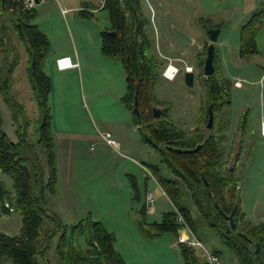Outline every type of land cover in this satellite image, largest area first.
Listing matches in <instances>:
<instances>
[{"label": "rangeland", "instance_id": "374dc122", "mask_svg": "<svg viewBox=\"0 0 264 264\" xmlns=\"http://www.w3.org/2000/svg\"><path fill=\"white\" fill-rule=\"evenodd\" d=\"M38 1L33 7L35 15L30 23L38 27L50 48L42 69L51 83L48 104L54 165L58 174L69 169L68 181L65 180L68 187H74L73 176L79 180L87 179L89 186L84 193H79V188H75L74 193L67 195L64 190H60V193L55 187L57 202L64 203V208L67 209L63 210L61 206L55 209L63 219L61 223L74 225L90 214L92 221H99L114 235L115 251L125 264H181L175 240L161 237L148 241V245H144L147 247H143L145 243L140 240L136 211L144 203V193L151 194L153 199V207L146 208V225L159 223L164 214L174 211L151 177L148 167L155 166L159 173L166 176L170 174L162 168L159 155L140 141L131 116L123 112L119 105V94L125 92L121 68H107L100 49L102 32H111L106 12L99 10L89 19L80 16V12L90 14L91 10L88 8L98 7L99 0H94L93 4V0ZM138 9L146 21L143 32L150 40L149 56L156 61L161 71L166 63L162 57L173 59V66L179 71L171 80H164L160 75L153 88L154 100L159 106L166 107L164 119L184 132L195 129L200 121L203 102L200 87L203 81L202 65L205 49L209 44L207 32L210 29L219 31L213 45L216 59L214 65L216 75L227 85L230 97V104L225 109L228 121L226 151L232 135L244 123L243 146L251 148L253 157L247 167L245 164V171L237 167L235 175L239 171L241 185L242 181H248L246 176H254L255 180H261L264 184V139L259 135L260 117L264 120V17L261 18V28L255 35V55L239 59L237 33L239 26L254 12L264 9V0H138ZM6 17L5 14L0 15V25L9 23ZM8 31L9 40L5 43L10 45L11 42L14 46L18 62L8 80L2 78V72L0 74V118L3 133L9 141L15 143L14 132L17 128L12 125L9 109L3 101L4 91L2 93L1 90L4 80L8 87L4 89L10 100L25 109L27 117L18 124L22 130L26 128L27 137L31 140L36 115L25 76L26 55L12 30ZM176 33L185 36L189 42L180 39ZM65 56L72 58V63L78 64L80 68L74 66L68 68L73 71L59 73L55 68V59ZM3 62L4 58L0 55V71ZM185 66L193 70L191 88L183 83ZM235 82L239 83V88L234 87ZM116 88L119 92H115ZM200 128L205 129L204 125ZM106 135L115 146L111 147L104 142L102 137ZM237 142L238 136L233 142L234 153ZM35 149L38 148L35 146ZM38 157L43 163L40 153ZM132 181L140 198L137 203L131 201ZM0 184L12 192L11 181L1 173ZM77 191L80 197H76ZM73 194L74 198H68ZM263 195L264 191L262 197ZM239 198L241 203L240 193ZM54 200H48L49 208L53 207ZM190 204L185 202L190 212L194 240L207 250L217 252L219 264H238L229 250L206 227L205 219ZM82 211L83 216H80ZM19 227L20 219L17 214L0 216L2 233L16 235ZM182 235L189 242L193 241L192 236L189 237L183 228L179 230L177 237ZM80 245L83 249L84 244L81 242ZM53 258L50 249L49 260L52 264Z\"/></svg>", "mask_w": 264, "mask_h": 264}, {"label": "trees", "instance_id": "16d2710c", "mask_svg": "<svg viewBox=\"0 0 264 264\" xmlns=\"http://www.w3.org/2000/svg\"><path fill=\"white\" fill-rule=\"evenodd\" d=\"M100 10L106 12L109 30L115 33V37L111 38L106 35L107 32H102L101 53L105 58L119 62L125 77L126 91L121 103L131 116L140 141L159 155L162 168L170 174L166 176L159 173L157 167H148L151 177L174 211L164 214L159 223L146 225V208L153 207V199L150 207L146 200L149 193H144V203L136 211L140 239L152 242L168 237L176 241L181 264H202L201 258L197 256V248L185 246L177 237L182 228L193 234L190 212L185 205L187 201L201 214L206 227L229 250L238 264H264V226H254L245 219L240 208L239 171L235 175L244 149V123L232 135L226 151L228 121L225 109L230 104V97L227 85L216 75L215 57L212 62L214 75L203 78L200 84L203 93L200 121L195 129L184 132L164 119L166 107L159 106L154 100L153 88L163 70L149 56L150 40L143 32L146 21L139 13L138 0H103ZM3 14L7 16L9 23L0 25V55L4 58L0 74L2 72V78L8 80L18 62L16 49L11 42L10 45L6 44L10 29L23 46L27 58L25 73L36 120L32 142L33 139L27 137L26 128L22 130L18 124L27 117L24 107L10 100L4 89L7 87L6 83L1 86L2 93L4 91L3 101L9 109L12 125L17 130L14 132L16 142L12 143L1 131L0 118V173L12 183V192L0 184V216L17 214L20 227L13 236L0 231V264H52L49 260L50 249L54 255L53 264H125L115 251L114 235L102 223L92 221L90 214H87L74 225H63L48 206V200L55 196L57 181L48 104L51 84L42 71V63L50 48L46 37L30 23L35 15L33 9L24 10L21 0H0V15ZM80 16L89 19L92 15L80 12ZM262 17L264 9L254 12L239 26V59L256 54L255 35L261 28ZM8 56L12 57L9 65ZM134 95L138 118L133 111ZM209 105L213 122L212 128L206 131L200 126L206 124ZM153 107L161 109L158 118L150 115ZM236 134L238 142L234 153ZM196 146L199 148L193 152ZM39 153L43 157V163L38 157ZM230 158L235 161L231 174L226 169ZM133 183L132 181L130 185L133 193L131 201L137 203L140 198ZM229 215H232L233 230L226 221ZM177 217H180V223L177 222ZM81 242L84 244L83 249ZM254 245L259 250L256 258L252 257ZM209 252L218 258L217 252Z\"/></svg>", "mask_w": 264, "mask_h": 264}, {"label": "crops", "instance_id": "0c3cea01", "mask_svg": "<svg viewBox=\"0 0 264 264\" xmlns=\"http://www.w3.org/2000/svg\"><path fill=\"white\" fill-rule=\"evenodd\" d=\"M91 2L93 4L95 1L93 0ZM37 3H39V2H37ZM100 5H101V0H99L98 7L97 6L96 7L93 6L91 8H88V9L91 10V13L90 14L93 15L97 11H99L100 10V8H99ZM36 28L38 29L37 26H36ZM38 31H40V30L38 29ZM237 33H238V31H237ZM61 58L68 59L69 62H70V64L74 65L75 67L80 68V66L78 64H73L72 63V61H71L72 58H70L69 56L60 57V58L55 59V63H54L55 64V68H56V70L59 73H62V72L70 71L71 70V69L60 70V69H58L56 67V61L59 60V59H61ZM162 58H163L164 62H166L165 61V58H167V57H162ZM167 59H169V60H171V61L174 62L173 59H170V58H167ZM103 63L107 66V68H109L111 70H112V67H115L114 69L116 70V66H120L121 72H122V75H123V79H124V82H125L124 73H123L122 67H121V65H120L119 62L113 61L111 59H108V58L103 57ZM172 65H173V63H172ZM185 67H187V66H185ZM25 71H26V69H25ZM42 71H43V69H42ZM71 71H73V70H71ZM115 74H116V72H115ZM25 76H26V74H25ZM124 85H125L124 91H126V83H124ZM111 87L113 88V85H111ZM235 88H239V86L238 87H235ZM115 92H119L117 88L115 89ZM124 94H125V92H123L121 95L119 94L118 102H119V105H120L121 109L123 110V112H125L126 114H128L126 112V110L124 109L122 103H121V99L124 96ZM34 114H35V111H34ZM260 121H264V120L260 117ZM260 121H259V124H260ZM259 135H260V132H259ZM260 137L264 139V137H262V136H260ZM246 146L247 145H244L243 153H242L241 158H240L239 168H241V166H242V169H241L242 171H245V164H246V167H247V163L253 157L252 154H251V148L250 147L248 148ZM68 171H69V169L67 170V168H66L65 171L60 172V174L57 173V179H59V180L56 181V185H55L56 190H59L60 193H62L61 191L64 190L65 191L64 194H66V195L67 194H70V193H74L75 188H77V190L79 188V193H84L85 191H87L88 188H89V186L86 183V180L87 179H83V180L80 179L79 180L76 176H73V179L75 180L74 187L73 188L68 187L67 183L65 182V180L68 181V177H67ZM58 175H59V178H58ZM244 176H245V174H244ZM246 178L248 179V181L247 182H244L245 180L242 181V185H241V188H240V194H241V197H242L241 203H240V208H241V210H242V212H243V214L245 216V219L249 223H251L254 226H257V225L264 226V197H262V192L264 191V184H263V182L261 180H258V179L255 180V177L254 176H248V177L246 176ZM57 183H59V186L57 185ZM246 183H248V185H246ZM80 196L81 195H78V191H77L76 197H80ZM56 197L57 196H54L53 198L55 200L52 201L53 204H54L53 205L54 208L53 207H50V210L51 211L53 210L52 212L57 216V218L60 221H62L63 219L61 218V215L55 209H57L59 206H61V209H63V210H67V209L64 208V206L66 207V205L64 203L57 202ZM74 197H75L74 194L68 196V198H74ZM66 204H69V203L66 202ZM55 205H56V207H55ZM69 206H70L69 208H71V210L73 212H75V210L72 209V207H71L70 204H69ZM63 213H64V211H63ZM66 214H67V212L65 214H62V216L66 215ZM80 216H83V211H82V214ZM80 216H78V218ZM140 240L142 241V239H140ZM143 243H145V244H143V247H147V246H144V245H148V242H144V240H143Z\"/></svg>", "mask_w": 264, "mask_h": 264}, {"label": "water", "instance_id": "95a60500", "mask_svg": "<svg viewBox=\"0 0 264 264\" xmlns=\"http://www.w3.org/2000/svg\"><path fill=\"white\" fill-rule=\"evenodd\" d=\"M136 23V22H135ZM136 25V24H135ZM219 31L217 29H210L207 32L208 35V41L209 44L207 45L206 49H205V55H204V59H203V65H202V76L204 78H208L214 75V68L212 65L213 62V57H214V43L216 42L217 36H218ZM177 36L180 39H183L187 42H189V40H187V38L179 33H176ZM106 35L108 37L114 38L115 37V33L113 32H107ZM11 56H8L7 62L8 65L11 63ZM193 73H188V72H184L183 75V83L187 88H191L192 84H193ZM6 81L4 80L3 82V86L5 85ZM5 88V87H4ZM136 89L137 86L135 85V89H134V93H136ZM137 101H136V96L134 95V99H133V111L135 116L138 118V113H137ZM207 121L206 124L204 125L205 130H210L212 128V122H213V116L211 113V105H209L208 109H207ZM160 112L156 111V110H152V116L154 118H157L159 116ZM2 131V129H1ZM3 132V131H2ZM199 148V146H196L192 151H196ZM234 159H231V161L229 162V164L227 165L226 169L228 171L229 174L232 173L233 171V166H234ZM226 221L228 222L229 228L231 230L234 229V224L232 222V215H229L228 217H226ZM258 246L254 245V251L252 252V257L256 258V255L258 253ZM263 253H264V248H263Z\"/></svg>", "mask_w": 264, "mask_h": 264}, {"label": "built area", "instance_id": "2783aa9c", "mask_svg": "<svg viewBox=\"0 0 264 264\" xmlns=\"http://www.w3.org/2000/svg\"><path fill=\"white\" fill-rule=\"evenodd\" d=\"M118 2H120L121 0H116ZM39 2L38 0H21V4L22 7L24 8V10H31L33 9V7L35 5H37ZM103 6V0H101V5L99 6V8L101 9ZM165 61L167 62L165 64V68L161 73V77L165 80H171L173 79L176 74H177V70L176 67H174L172 65V61L165 58ZM74 65L70 64L69 60L66 58H61L59 60L56 61V67L60 70H64V69H68L70 67H73ZM184 72H190V68L185 67L184 68ZM235 87H238L239 84L238 82L233 84ZM259 132H260V136L264 137V121H260L259 124ZM102 139L104 140V142L108 145H110L111 147L115 146V144L113 142L110 141V137L108 135L103 136ZM146 200L148 202V205L151 207L152 205V197L150 194H147L146 196ZM177 222L180 223L181 219L180 217H177ZM185 229V228H184ZM187 234L192 236V234L189 233V231L187 229H185ZM193 241L189 242L188 239L185 238V235H182L180 237H178V241L180 243L185 244V246L187 247H191V248H197V256L201 258V263L202 264H219L218 259L216 256H214L211 252H209L205 247H203L201 244L197 243L193 236H192Z\"/></svg>", "mask_w": 264, "mask_h": 264}, {"label": "flooded vegetation", "instance_id": "af4514ba", "mask_svg": "<svg viewBox=\"0 0 264 264\" xmlns=\"http://www.w3.org/2000/svg\"><path fill=\"white\" fill-rule=\"evenodd\" d=\"M166 63H167V62H166ZM166 63H165V64H166ZM172 63H173V61H172ZM176 70H177V74H178L179 71H178V69H176ZM192 72H193V70L190 68V72H188V73H192ZM177 74H176V75H177ZM202 77H203V76H202ZM203 78H204V77H203ZM27 82H28V81H27ZM27 85H28V84H27ZM28 86H29V85H28ZM134 87H135V86H134ZM30 100H31V102H32V99H30ZM152 110H156V111L160 112V114H161V110H160L158 107H153V108H151V110H150V115H151V117H153V116H152ZM160 114H159V116H160ZM159 116H158V117H159ZM158 117H157V118H158ZM153 118H154V117H153Z\"/></svg>", "mask_w": 264, "mask_h": 264}]
</instances>
